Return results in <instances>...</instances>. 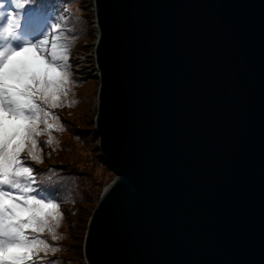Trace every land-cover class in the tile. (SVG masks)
Returning a JSON list of instances; mask_svg holds the SVG:
<instances>
[{
	"label": "water",
	"instance_id": "95a60500",
	"mask_svg": "<svg viewBox=\"0 0 264 264\" xmlns=\"http://www.w3.org/2000/svg\"><path fill=\"white\" fill-rule=\"evenodd\" d=\"M88 2L115 178L85 264H264V0Z\"/></svg>",
	"mask_w": 264,
	"mask_h": 264
},
{
	"label": "snow or ice",
	"instance_id": "6c2138e0",
	"mask_svg": "<svg viewBox=\"0 0 264 264\" xmlns=\"http://www.w3.org/2000/svg\"><path fill=\"white\" fill-rule=\"evenodd\" d=\"M0 0V264H39L41 254L55 251L45 234L56 241L64 214L53 187L36 179L35 164L45 144L54 143L53 130L64 127L54 109L63 105L70 88L68 44L56 22L36 42L24 40L19 50L13 40L21 9L28 5L27 24L47 20L32 0H11L14 10L5 16ZM60 19V17H58ZM51 33V38L49 35ZM35 60L25 58L33 55ZM47 136L46 140H41Z\"/></svg>",
	"mask_w": 264,
	"mask_h": 264
},
{
	"label": "rangeland",
	"instance_id": "374dc122",
	"mask_svg": "<svg viewBox=\"0 0 264 264\" xmlns=\"http://www.w3.org/2000/svg\"><path fill=\"white\" fill-rule=\"evenodd\" d=\"M62 2L58 1L53 5L52 11L47 14V20L38 27H29L25 30L18 28L17 32L22 39L13 40L12 46L19 50L24 46L25 39L32 43L38 42L44 30H47L46 27L50 28L53 22L58 23L60 28L66 29L59 33L62 38L66 37L63 39L68 40L72 73L70 91L65 103L54 110L64 123V127L61 130H53L54 143L43 146L42 160L39 164H35L34 168L39 172L41 168L49 169V174L53 175L59 187L58 197L59 200L61 198V211L64 213L57 228L58 239L51 241V237L46 234L50 246L56 247L55 251H49L41 256L48 262L50 260V264H76L67 262L68 256H71V261L73 260V249L76 244L80 246V238L83 234L80 229H75L77 225L73 223L77 215L76 211L79 210L80 214V211L84 210L79 215L82 220L85 213L90 208H94L102 190L112 182L115 174L100 160L96 149L97 142L92 136L91 123L95 114L97 87V70L93 61V46L96 38L93 13L88 0ZM2 10L5 16L11 12L5 2ZM42 137L44 140L47 139V136ZM87 201L90 203H86ZM82 263L85 264L83 256Z\"/></svg>",
	"mask_w": 264,
	"mask_h": 264
},
{
	"label": "trees",
	"instance_id": "16d2710c",
	"mask_svg": "<svg viewBox=\"0 0 264 264\" xmlns=\"http://www.w3.org/2000/svg\"><path fill=\"white\" fill-rule=\"evenodd\" d=\"M9 3H11V0H7ZM62 2L63 0H32V6L33 7H35L36 5H40V7L43 9V11L45 10V9H49V8H52L53 7V5H55L57 2ZM63 3V2H62ZM13 4V3H12ZM28 9H29V6L28 5H24L23 6V8L20 10L21 11V16H23V15H26V14H28ZM64 28H59L58 29V31H62ZM64 30H66V29H64ZM63 38H66V37H63ZM64 40H66V41H68L67 39H64ZM66 101V100H65ZM65 101H64V103H65ZM63 103V104H64ZM61 107V106H60ZM60 107H58V108H60ZM54 110H57V108L56 109H54ZM57 113V112H56ZM92 124V126H93V123H91ZM93 136V135H92ZM41 140H44V138L42 137V138H40ZM96 142H97V140H96ZM101 160V159H100ZM103 163H104V165H106V163L103 161V160H101ZM106 167H107V165H106ZM109 169V168H108ZM44 170V171H43ZM110 170V169H109ZM49 169L47 168V167H45V168H41L40 169V172L39 171H37V176H36V179L38 180V181H42L43 183H44V185L46 186V187H53L54 188V190L56 191V193L58 194V196H59V191H58V189H59V187H58V185H56V183H55V181H54V179H53V175H50L49 174ZM111 171V170H110ZM61 197V196H60ZM60 200H61V198H60ZM86 203H90V202H86ZM88 205V204H87ZM93 208H90L89 210H88V212L87 213H85V215H84V218L81 220V217L79 216L80 214H82L83 213V211L84 210H81L80 211V214H79V210H77L76 211V213H77V215H76V218H75V220L73 221V223L75 224V225H77L76 226V228L75 229H80L81 231H82V233L84 234V232H85V226H86V223H87V219L89 218V216H90V211L92 210ZM83 234H82V237H83ZM45 237H46V234H45ZM80 238L81 240H80V246H78L77 244L75 245V247H74V249H73V255H74V257H72L73 258V260L71 261L70 260V258H71V256L69 257L68 256V260H67V262H72V263H76V264H83L82 263V256H81V246H82V241H83V238ZM55 249H56V247L55 246H53ZM59 251H61V250H59ZM61 252H64V251H61ZM75 253V254H74ZM78 260H76V259ZM78 262V263H77ZM39 264H50V260H49V262L44 258V257H42L41 256V259H40V261H39ZM63 264H65V263H63Z\"/></svg>",
	"mask_w": 264,
	"mask_h": 264
},
{
	"label": "clouds",
	"instance_id": "9594fccd",
	"mask_svg": "<svg viewBox=\"0 0 264 264\" xmlns=\"http://www.w3.org/2000/svg\"><path fill=\"white\" fill-rule=\"evenodd\" d=\"M25 59H26V60H35L36 57H35L34 54H33V55H30V56L26 57ZM4 72H5L4 69H0V75H3Z\"/></svg>",
	"mask_w": 264,
	"mask_h": 264
}]
</instances>
